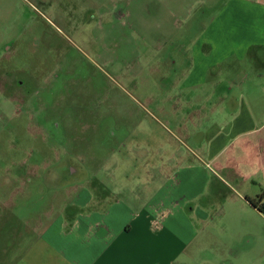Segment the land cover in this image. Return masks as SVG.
<instances>
[{
	"label": "rangeland",
	"instance_id": "374dc122",
	"mask_svg": "<svg viewBox=\"0 0 264 264\" xmlns=\"http://www.w3.org/2000/svg\"><path fill=\"white\" fill-rule=\"evenodd\" d=\"M234 4L0 0V264L23 262L74 187L156 172L179 146L174 114L209 107L189 100L208 85L184 81L196 35Z\"/></svg>",
	"mask_w": 264,
	"mask_h": 264
},
{
	"label": "crops",
	"instance_id": "0c3cea01",
	"mask_svg": "<svg viewBox=\"0 0 264 264\" xmlns=\"http://www.w3.org/2000/svg\"><path fill=\"white\" fill-rule=\"evenodd\" d=\"M231 2L236 12L225 7L192 44L184 81L209 89L189 100L201 96L209 107L174 114L179 146L157 155L156 172L146 162L136 183L111 188L93 178L74 187L61 210L36 221L20 264H259L264 0Z\"/></svg>",
	"mask_w": 264,
	"mask_h": 264
},
{
	"label": "built area",
	"instance_id": "2783aa9c",
	"mask_svg": "<svg viewBox=\"0 0 264 264\" xmlns=\"http://www.w3.org/2000/svg\"><path fill=\"white\" fill-rule=\"evenodd\" d=\"M262 210H264V206L262 207Z\"/></svg>",
	"mask_w": 264,
	"mask_h": 264
}]
</instances>
